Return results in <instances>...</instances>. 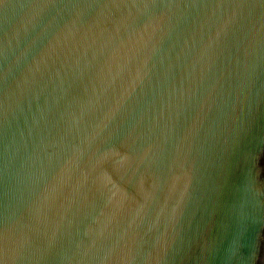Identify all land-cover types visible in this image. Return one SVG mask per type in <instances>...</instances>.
Listing matches in <instances>:
<instances>
[{
  "label": "water",
  "instance_id": "obj_1",
  "mask_svg": "<svg viewBox=\"0 0 264 264\" xmlns=\"http://www.w3.org/2000/svg\"><path fill=\"white\" fill-rule=\"evenodd\" d=\"M0 264H264V0H0Z\"/></svg>",
  "mask_w": 264,
  "mask_h": 264
}]
</instances>
